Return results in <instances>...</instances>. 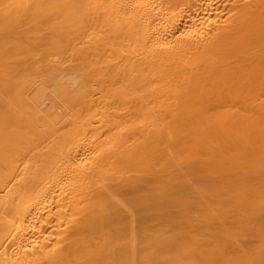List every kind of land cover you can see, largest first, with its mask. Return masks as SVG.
<instances>
[{"label":"bare ground","instance_id":"6f19581e","mask_svg":"<svg viewBox=\"0 0 264 264\" xmlns=\"http://www.w3.org/2000/svg\"><path fill=\"white\" fill-rule=\"evenodd\" d=\"M0 264H264V0H0Z\"/></svg>","mask_w":264,"mask_h":264}]
</instances>
